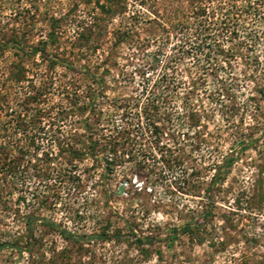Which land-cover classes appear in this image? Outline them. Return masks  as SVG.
<instances>
[{"label":"rangeland","instance_id":"obj_1","mask_svg":"<svg viewBox=\"0 0 264 264\" xmlns=\"http://www.w3.org/2000/svg\"><path fill=\"white\" fill-rule=\"evenodd\" d=\"M121 1L122 12L106 15L95 3L113 2L0 0V44L13 35L23 51L37 49L24 58L0 49V94L15 109L20 87L42 90L26 105L41 112L40 132L2 129L0 111V143L39 145L25 149L38 162L23 156L20 172L0 181V264H264V0ZM225 3L240 12L233 17ZM197 7L204 15H193ZM49 17L58 21L54 45ZM221 19L227 33L219 35ZM182 36L209 46L179 58ZM39 54L64 57L76 71L48 68ZM86 71L100 84H89ZM15 73L29 82H13ZM87 85L100 87L92 113L81 109ZM64 92L80 97L70 107ZM80 111L96 130L94 148L78 142L87 136ZM64 136L78 158L47 150V138ZM246 137L256 142L243 147ZM13 146L8 159L18 156ZM29 215L54 227L34 221L27 243ZM61 231L85 238L72 242ZM100 233L108 238L92 237Z\"/></svg>","mask_w":264,"mask_h":264},{"label":"trees","instance_id":"obj_2","mask_svg":"<svg viewBox=\"0 0 264 264\" xmlns=\"http://www.w3.org/2000/svg\"><path fill=\"white\" fill-rule=\"evenodd\" d=\"M107 4H110V2H113L114 3V7L110 8V5H100V4H97L95 3V6L99 9V11L103 14H106V15H111V14H115V13H119V12H122L121 9L123 8L122 7V1L121 0H104ZM120 2V4H119ZM227 4V3H225ZM227 9H225L224 11L228 12L230 11L231 15L234 17L235 16V12L238 11V9H235L234 5L228 3L227 4ZM219 6V5H218ZM26 10V9H24ZM217 10H222V8L220 7H217ZM243 11V9L241 10ZM240 11H238L239 13ZM244 12V11H243ZM193 15L195 17L197 16H202L204 15V9H202L201 7H197L196 9L193 10ZM17 14V13H15ZM13 14V16L15 15ZM50 18V24H49V31L47 32L46 34V39H47V43L48 44H55L56 42V32L53 31V28H55L56 24H57V19H54L52 17H49ZM93 19L97 20V17L94 16ZM224 19H221L219 20L217 23V26L215 27V30H217V34L221 35L223 33H227V25L226 23L223 21ZM155 23V22H154ZM221 25V26H220ZM79 28V31L77 32V37L81 38V39H84V33L83 31L85 30V28H82V27H78ZM96 29H97V26H96ZM182 31V30H185V26L182 25V24H179L178 25V31ZM89 28L88 30L86 31L87 34L89 33ZM54 32V33H53ZM218 35V36H219ZM232 35H234V33H232ZM198 36V33L197 35ZM195 36V37H196ZM193 37L192 41L191 40H188L185 36H182V39L181 41L179 42V44L177 45V48L175 50V52L179 53L178 56L179 58L183 57V56H187V55H190L191 54V51H198L200 50L202 47H208L209 44L208 43H205V42H202L201 40L198 41L196 43V38ZM205 37V36H204ZM203 37V39H204ZM18 38V37H17ZM212 42H214L213 39H211ZM42 45L45 44L44 41H42L41 43ZM12 46V48H15L17 51H19V53L21 54V56L24 57H27L29 56L32 52H34V50H37L35 49V47L31 48V50L29 51V53H27L26 51H23L22 49V46L21 45V42L18 41V39H16L15 36H11L9 37L8 39H5L2 41V43L0 44V49L2 47H5V46ZM217 50H221V49H217ZM216 50V51H217ZM220 52V51H218ZM44 55L42 54H39V60H44L46 61L47 63V67H51V66H58L62 69H67V70H70L71 72H74L76 71V69H73L71 68L69 62L66 60V58L64 57H56L55 54L51 56V58L49 57H43ZM173 58V55H171V57H168L167 60L170 61L171 59ZM177 60V58H175ZM175 59H172L175 60ZM85 71V70H84ZM87 78H89V81L90 82L89 84L93 83L96 85V83L101 82V79L100 78H95L93 75L89 74L87 71L84 73ZM14 77V78H13ZM13 77H10L12 78L13 82H20L22 80H25L27 82L28 79H23V77L21 76L20 73H15V76ZM162 77H165L164 76V73H162L161 76H159V78H162ZM89 85H87L86 90L84 91V94L83 95L84 97H87L88 98V101L87 103H85V105H83V108L81 107V109H85L86 112L88 113H92V110L94 108V103L92 101V96H96L99 92V88L100 87H97L96 88H93L92 90L89 89L88 87ZM99 86V85H98ZM30 90L31 91H26L23 93V88L20 87V90L17 92L22 94L23 97L18 100L16 99L14 102H15V105L16 108L15 109H11L10 107H8L5 103V96H4V93L3 95L0 94V111L3 112V115L6 116V121H5V124L1 125V128L2 129H5L6 130V126L8 127L9 125L10 128H12V130H15V132H19L21 133V135L25 134L26 132H28L29 130H31L30 132L32 131H37V132H40L42 130V126L40 125L39 123V119L41 117L42 114H40L41 112L38 111L37 109H31L29 107H26L27 103H35L38 101V96L41 94L42 90L40 88H35V87H31L30 86ZM258 93H260V91L258 90L257 91ZM65 94V92H64ZM65 96V100H66V103L68 106H72L74 104V102L78 101V98L80 96H77L75 97L74 95H64ZM83 98V97H82ZM154 99V98H152ZM23 101H25L24 103H22ZM249 101H252V99L249 98ZM128 104H121L119 105L120 107H124V106H127ZM147 107V108H146ZM182 107H184L182 105ZM156 107L153 105L152 101L149 100L148 103L145 104V109L146 110H154ZM257 108V107H256ZM32 113H28L27 111H30ZM81 112V111H80ZM60 114V111L58 113V116ZM83 112L80 113V115H82ZM144 114V119H148L147 117L149 115H147V113H143ZM56 116V114H55ZM61 116H59L60 118ZM86 117L84 115H82L81 119H80V126L82 128V130L84 132H86V135H82L81 136V141H78L79 143H81V145H85L86 146V149L89 147V148H94L96 146L99 145V142L95 139H91L90 135L91 134H94L93 132H96V130L93 129V131L90 130V123L86 121L85 119ZM127 117H125V121H123V124H127ZM57 121V120H56ZM97 121L94 120L93 123H96ZM128 125H129V122H128ZM145 129H147V131L149 130V128H152L154 129V127L149 124V123H146L145 124ZM260 131L264 134V126L263 127H260ZM0 134H3V133H0ZM5 135V134H3ZM74 135V134H73ZM246 135H252V132H247ZM52 136V135H51ZM85 136V137H84ZM100 136V135H99ZM5 138H8V136ZM10 138V137H9ZM8 138V139H9ZM87 138V141L84 140ZM75 139V138H74ZM248 138L246 137L245 138V144L243 145V147H247V146H251L250 144L253 142L255 143L256 142V139L254 138L253 141H246ZM73 139L69 136V137H62L60 138L59 140L56 138L53 137V139L50 140V138H47V140H45L44 144H46L45 146H47V150H49V146L52 144L54 146H56L58 148V153H65V152H68L70 153V155L73 157V158H78L79 154L76 153L75 151L71 150V148L69 147L70 145V141H72ZM102 140V139H101ZM10 140H7L5 143H0V181H4L5 180V177H8V178H11V177H14L15 174H17V172L19 173L20 171H17L18 168L20 167V159H22L23 156H26V155H29L28 151L25 149L26 148H30L32 150H35L37 149V147L39 146L38 144L36 143H33L31 140H26V142L24 144H19V145H11L12 143H9ZM86 143V144H84ZM14 147V151L16 152V154H18L17 157H11V159H8L7 158V155H8V152L10 151V147ZM65 146V147H64ZM68 147V148H67ZM242 147V148H243ZM46 151V150H45ZM46 154H44V158H43V162H49L50 158L45 156ZM29 157L32 158V160L34 162H38L39 161V158L35 155H29ZM235 155H230L229 157H226L224 158L219 165H214V178L216 176H218V171L220 168H228L231 166V164L233 163L234 159H235ZM25 163L29 164V159L27 160H24ZM109 163L105 162L104 165L105 166H108ZM31 168H33V170H35V167H33L34 165H30ZM40 176L42 177H46L47 174L46 173H43L41 174ZM212 176V177H213ZM32 195V194H31ZM202 216H204L202 214ZM203 219V217H201L199 219V222H201ZM34 221H37L38 224H41V225H44L46 228L50 229V228H53L54 227V224L49 221V220H38V219H34L33 216L29 215V216H26L24 218V221H23V226H24V231H25V238H26V242L27 243H30L31 241V235H32V225H33V222ZM186 228V227H185ZM63 232V236H65L67 239H69L70 241L72 242H77L78 240L80 239H83L85 238L83 235L81 236H76V235H72L68 232H64V231H61ZM93 238H108L107 235H104L102 233L100 234H96V235H92Z\"/></svg>","mask_w":264,"mask_h":264},{"label":"water","instance_id":"obj_3","mask_svg":"<svg viewBox=\"0 0 264 264\" xmlns=\"http://www.w3.org/2000/svg\"><path fill=\"white\" fill-rule=\"evenodd\" d=\"M120 190H121V188H120V186H118L116 189V194H118L120 192Z\"/></svg>","mask_w":264,"mask_h":264}]
</instances>
